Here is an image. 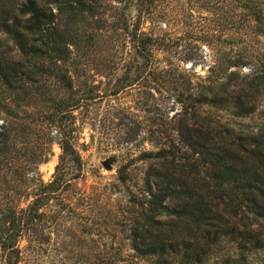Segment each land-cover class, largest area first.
Masks as SVG:
<instances>
[{
  "label": "trees",
  "instance_id": "obj_1",
  "mask_svg": "<svg viewBox=\"0 0 264 264\" xmlns=\"http://www.w3.org/2000/svg\"><path fill=\"white\" fill-rule=\"evenodd\" d=\"M97 1L0 5V264H19L20 240L33 237L42 208L69 184V164L81 166L75 112L97 95L87 83L77 85L76 55L93 42L87 29ZM238 1L253 33L264 36V0ZM154 3L122 0L112 15L133 44L114 94L132 86L131 72L147 69L154 77L159 70L153 53L159 38L140 31ZM245 64L233 57L196 85L172 82L179 118L162 119L166 127L151 138L155 148L138 156L147 163L145 196L136 203L128 238L139 257L155 264H264V118L253 117L264 95V62L253 74L232 70ZM160 78L168 79L154 81ZM36 120L53 128L60 149L48 182L37 166L51 150L29 139Z\"/></svg>",
  "mask_w": 264,
  "mask_h": 264
},
{
  "label": "rangeland",
  "instance_id": "obj_2",
  "mask_svg": "<svg viewBox=\"0 0 264 264\" xmlns=\"http://www.w3.org/2000/svg\"><path fill=\"white\" fill-rule=\"evenodd\" d=\"M12 1L17 0H0V5ZM97 3L98 13L87 29L94 34L93 42L76 55L77 85L87 83L97 95L75 112L74 144L81 166L77 170L69 164V184L42 208L44 217L33 237L20 240L19 264H155L131 249L128 234L136 203L145 196L147 163L138 156L155 148L151 138L166 127L162 119L177 120L176 113L182 110L172 82L183 78L196 85L206 80L211 67L223 66L233 57L246 63L232 69L240 75L257 72L264 62V36L253 33L238 0H155L140 31L159 38L153 53L159 70L168 71L157 70L154 77L168 79L157 83L149 70L133 71L132 86L114 94L124 61L133 59V44L114 25L112 15L122 0ZM131 9L134 22L137 11ZM253 117L264 118V95ZM32 126V145L51 150L37 166L41 180L48 182L60 154L56 134L39 120Z\"/></svg>",
  "mask_w": 264,
  "mask_h": 264
}]
</instances>
